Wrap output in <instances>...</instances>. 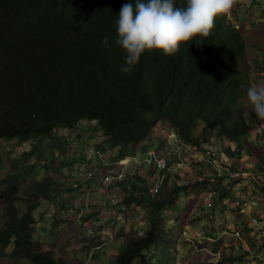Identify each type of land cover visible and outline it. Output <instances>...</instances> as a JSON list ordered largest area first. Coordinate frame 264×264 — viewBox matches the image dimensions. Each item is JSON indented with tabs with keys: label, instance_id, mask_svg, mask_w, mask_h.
Wrapping results in <instances>:
<instances>
[{
	"label": "trees",
	"instance_id": "16d2710c",
	"mask_svg": "<svg viewBox=\"0 0 264 264\" xmlns=\"http://www.w3.org/2000/svg\"><path fill=\"white\" fill-rule=\"evenodd\" d=\"M129 2L135 4V0H0V166L3 138L33 144L24 151V162L16 163L17 169L2 179L5 222L0 227V255L12 247L10 254L29 264H66L35 237L34 215L64 183L47 172L38 178L35 161L25 163L44 137L59 127L71 134L83 121L97 123L107 139L96 148L119 159L151 139L161 119L168 120L183 141L197 144L193 131L201 121L204 139L213 133L225 138L222 158L246 154L264 160L263 151L246 136L249 124L241 98L251 85L243 71L250 64L243 62L246 47L240 28L227 15L221 16L209 37L182 43L174 55L146 51L129 73H122L126 53L115 43V22L121 6ZM175 3L181 6L186 0ZM238 170H244L242 165ZM170 175L165 184L172 188L164 196H159L162 189L152 195L143 178L133 182L146 193L137 199L149 202L150 227L142 234H127L109 264L150 263L145 253L160 246L162 211L191 186L180 182L178 173ZM25 177L33 180L28 187L21 185ZM95 245L89 242L84 249ZM168 261V254H163L158 264Z\"/></svg>",
	"mask_w": 264,
	"mask_h": 264
},
{
	"label": "rangeland",
	"instance_id": "374dc122",
	"mask_svg": "<svg viewBox=\"0 0 264 264\" xmlns=\"http://www.w3.org/2000/svg\"><path fill=\"white\" fill-rule=\"evenodd\" d=\"M242 2L244 0H237L236 4L240 5ZM227 17L233 24H237L243 35L246 47L243 62L250 64V67L245 66L243 69L248 75L247 79L251 85L264 86V72L252 66L263 56L261 48H264V23L249 25L246 20L240 25V21L232 19L231 15L227 14ZM241 102L243 115L247 116L245 121L249 124L246 136L253 146L264 153V121L253 117L251 108L247 106L246 93ZM97 126V123L83 121L78 130L71 134L67 128H57L49 136L44 137L42 145L36 148L25 163L29 160L35 161L39 168L38 178L42 179L47 172L64 183L68 178L67 163L72 162V167L75 166L72 157L75 147L73 139L78 138L86 146L96 148L98 142L104 141V132L96 130ZM172 132L178 135L168 120L161 119L153 127L151 139H144V144L143 141L140 142L139 145H144L143 151L138 146L135 152L145 153L153 143L163 154L170 157L172 168L170 176L178 172L182 177L180 182L191 185L182 191L175 204L168 205L162 211L163 232L160 236V246L152 247L145 253L146 258H149V264H158L163 254H168V264H264L263 188L242 174L260 173L264 170V160L258 161L257 158H251L246 154H242L239 159L222 158L219 153L226 143L225 138L213 133L211 138L204 139L203 124L197 121L193 134L200 142L195 144L184 141L181 157L185 169L180 170L175 164L177 153L173 150V138H170ZM91 137L93 141L90 142ZM209 145L214 146V155L209 153L212 149ZM32 146L30 142L16 137L2 139L4 162L0 166V189L4 186L2 179L17 169L14 166L16 163L18 165L24 162L26 158L23 153ZM232 148H235L234 144ZM102 153L105 157L107 155V161L113 158L112 153L103 151ZM240 165L244 170H238ZM173 179L177 178L173 176ZM32 181L29 177L22 178L21 185L28 187ZM194 183L197 185H193ZM171 188L172 185L166 187L164 182L159 196L166 195V191ZM50 205L51 200H44L34 212L37 220L35 237L42 241L44 250H52L55 256L64 260L66 264H85L90 256L84 249L87 241L78 230L72 214L59 211L56 219L50 221L48 229L45 228V232H42L41 227H47V224L40 223L44 221L43 214ZM137 205L135 212L138 214L137 220L134 219L135 215L133 220L139 223L145 232L150 227L149 202L140 203L138 199ZM55 220L57 224L54 227ZM4 222V208L0 201V227ZM166 222L170 224L167 229ZM127 234L136 233L121 224L116 231L115 239L103 248L94 250L88 264H109L117 255ZM11 248L5 255H0V264H29L26 260L14 258L10 254ZM134 264H138V260Z\"/></svg>",
	"mask_w": 264,
	"mask_h": 264
},
{
	"label": "built area",
	"instance_id": "2783aa9c",
	"mask_svg": "<svg viewBox=\"0 0 264 264\" xmlns=\"http://www.w3.org/2000/svg\"><path fill=\"white\" fill-rule=\"evenodd\" d=\"M171 137L173 150L177 153V169H185L181 157L184 141L175 132L170 134ZM73 144L75 147L72 157L75 166L72 167V162L67 163L68 178L61 189L52 196L51 205L47 212H44L47 224L45 228L48 229L50 221L56 219L59 211L72 214L78 230L87 241L86 245L89 242L96 243L94 247L85 249V252L90 254L85 263L88 264L94 250L103 248L115 239L121 224L136 234L144 233L142 226L134 222L133 215L137 220V198L146 193L140 188H135L133 182L139 183L138 179L143 178L150 193L154 195L162 189L172 168L170 157L163 154L153 143L145 153H135L119 159L113 157L108 161L107 155L105 157L101 150L84 147L78 138L73 139ZM202 145L204 146V143ZM209 146L212 148L209 153L214 155V146ZM140 150L143 151L142 148ZM242 174L249 177L252 183L260 184L264 193V170L260 173Z\"/></svg>",
	"mask_w": 264,
	"mask_h": 264
},
{
	"label": "clouds",
	"instance_id": "9594fccd",
	"mask_svg": "<svg viewBox=\"0 0 264 264\" xmlns=\"http://www.w3.org/2000/svg\"><path fill=\"white\" fill-rule=\"evenodd\" d=\"M236 3L237 0H186L178 6L175 0H135L134 5L123 4L115 22V43L126 53L120 71L129 73L146 51L174 55L182 43L209 37L216 19L229 14ZM102 43L107 45L108 38L104 37ZM246 100L256 118L264 121V86L250 85ZM244 118L247 121V116ZM168 226L166 222V229Z\"/></svg>",
	"mask_w": 264,
	"mask_h": 264
},
{
	"label": "crops",
	"instance_id": "0c3cea01",
	"mask_svg": "<svg viewBox=\"0 0 264 264\" xmlns=\"http://www.w3.org/2000/svg\"><path fill=\"white\" fill-rule=\"evenodd\" d=\"M260 11V12H259ZM231 15L232 19H237L238 21H240V25L241 22L245 23V21L247 20L249 25H258V24H263L264 23V0H244V2H242V4L237 5L235 4L233 6V9L231 10V12L228 14ZM259 15V16H258ZM243 20V21H241ZM237 26V24H235ZM261 29H263L261 27ZM262 49V58L259 61H255L252 66L253 68L259 69L260 71L262 70L264 72V48ZM96 130L99 129V131H103V128L101 126H97L95 128ZM104 132V131H103ZM107 139V136L104 133V141ZM90 142L93 141L92 137L89 139ZM145 141H143L144 144ZM139 145L142 149L144 145ZM43 223H45V220L43 222L40 223V225ZM39 225V226H40ZM42 232H45V226L41 227Z\"/></svg>",
	"mask_w": 264,
	"mask_h": 264
}]
</instances>
